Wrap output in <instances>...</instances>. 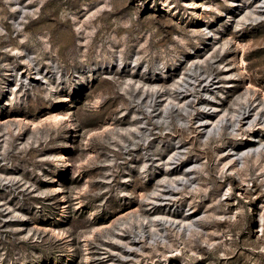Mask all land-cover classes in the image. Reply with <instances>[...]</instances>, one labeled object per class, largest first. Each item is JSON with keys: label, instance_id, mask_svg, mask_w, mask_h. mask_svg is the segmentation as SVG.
I'll list each match as a JSON object with an SVG mask.
<instances>
[{"label": "rangeland", "instance_id": "1", "mask_svg": "<svg viewBox=\"0 0 264 264\" xmlns=\"http://www.w3.org/2000/svg\"><path fill=\"white\" fill-rule=\"evenodd\" d=\"M262 1V17L228 22L229 0H0V264H182L177 247L185 264H264V155L237 166L217 155L264 144V127L203 137L185 115L157 126L141 107L177 108L166 98L193 68L212 74L209 100L229 112L264 103ZM205 28L228 45L212 47ZM142 115L148 131L135 129ZM173 157L184 160L174 172ZM190 161L193 187L161 201L154 189ZM139 213L165 225L192 214L202 232L133 244Z\"/></svg>", "mask_w": 264, "mask_h": 264}, {"label": "bare ground", "instance_id": "2", "mask_svg": "<svg viewBox=\"0 0 264 264\" xmlns=\"http://www.w3.org/2000/svg\"><path fill=\"white\" fill-rule=\"evenodd\" d=\"M262 0H243L241 2H238V0H229L228 7L230 9L229 12V19L228 22L233 19L236 15H239V19H255L257 16L262 17V11L260 10L262 6ZM16 4V2H14ZM205 6V5H204ZM237 10H240L238 13ZM236 12V14H234ZM234 14V15H233ZM200 37L204 41H210L215 40L212 43V47H215L218 45V48H221L222 45H228V40L225 37H219L217 36V33H213L211 35V32L208 28L201 29L200 30ZM196 53V52H195ZM192 57H197L196 54ZM223 60V59H222ZM220 61V63L222 62ZM226 65L222 66V68H225ZM230 70L225 68L221 71L222 74L227 77V73H229ZM230 77V76H229ZM228 78V77H227ZM18 79H15L14 84H16ZM183 83L181 85V88H184L183 91L180 93L174 92L175 95L173 97H167L166 99H172V101L176 102L177 108L174 106H167L165 108V115H162L163 111L158 112L157 108L155 107L157 105L156 101L154 99L148 100V105L146 108L143 107L146 114L151 116V119H154V122L157 126H164L169 122L170 124H175V126L179 125L180 123L184 122L185 115L189 122L191 121V125L195 127V129H198V131H203L202 136L206 135H216V133H219L220 131H224V135L227 137H233L235 136L234 131L242 130L245 127H247L251 131H255L256 129L260 127H264V116H259L256 110L258 109H264V103H257L255 107L250 110L249 107L241 106L239 105L238 108H233L231 112H229L227 109L223 108V104H219L217 102H211L209 100L210 94L212 91H214L217 86H214L217 82L214 81V78L212 77L211 73H208L207 75H203L202 72L196 70L195 68L190 70V73L187 75L186 79H182ZM236 80H233V82ZM205 83L203 87H206V90H203L202 98H200V101L198 98H190L192 96V90H195L196 87L202 86V83ZM235 84V83H232ZM176 84H171L170 88H177L175 87ZM13 86V85H12ZM160 88H164V86L159 85ZM9 99L8 103H13L15 99V95L13 94L12 87L9 88ZM249 92H245L244 94H241L237 96V100L246 99V95H248ZM209 96V97H208ZM180 97V98H179ZM181 99H184L182 102ZM199 101V102H198ZM210 103H213V105H209ZM184 106V108L180 111L178 107ZM233 106L238 105V102H233ZM191 107V110L189 108ZM253 111V112H252ZM256 112V113H254ZM264 115V114H263ZM145 116H141V120L138 121L140 124H143V126H135V129L142 130V131H148V128L146 127ZM231 120V123H229ZM137 124V123H136ZM245 126V127H244ZM176 129V127H175ZM215 138V137H213ZM261 139H264L261 138ZM260 140V139H259ZM259 140H253L248 146L241 147L239 149L237 148H224L220 150V152H217V155L219 156L220 160L227 163H232V165L237 166L238 161L241 159H244L245 157L249 156H262L264 155V144H260ZM223 139L219 138L217 140L218 143L223 144ZM179 149V148H178ZM176 155L184 157L183 153L176 152ZM173 157V162L171 164H174V167L170 169V171L174 172L177 170L178 166L184 162V160H181L182 158ZM175 160V161H174ZM170 164V163H169ZM188 171L186 172L183 177L180 179L171 178L170 183H162L159 185L163 189L159 190V188H155L153 193H160L161 201L168 200L170 198H173L175 195L176 190L184 191L185 193H188L189 190L193 187L194 181L191 178L192 173L195 172L197 169L196 163L193 161L188 162ZM177 176V175H175ZM166 176L161 178L159 181L164 182L166 180ZM174 185V186H173ZM230 185L224 190L223 196L226 197V199L231 196L230 193ZM157 186V187H159ZM149 198V197H147ZM227 202V201H226ZM242 210L241 206L236 207L235 216L237 213H239ZM154 217V216H153ZM152 216L149 215H143L141 213L137 215H131L129 220L136 221L139 223L141 230L137 231L135 230L132 225H130L133 229V232H130V235L133 238V244L136 243L135 239H137L138 242L144 241L145 243L151 245V244H158L163 243L164 238L162 237V231L167 228L172 229L175 231L177 235H180L181 238H189V241L192 239V237L195 234H199L202 232V228L197 225V220H194V215L185 214L183 218H181L179 221L176 220V218L172 215H166L167 218H170L171 223L169 225H165L162 222V219H156L152 220ZM145 221V222H144ZM174 222L177 223V225L174 226ZM147 225V227L153 232L151 234H148L145 230L143 225ZM129 225V224H128ZM163 226V227H162ZM264 226V223H263ZM119 231H122L119 229ZM157 231V233H156ZM193 241V240H191ZM135 242V243H134ZM220 245H225L224 242L220 243ZM130 247H134L133 245H130ZM136 247V246H135ZM173 254L171 255L172 258H179V261L182 264H185L186 260L182 256L183 255V249L181 247H177L172 250ZM174 255V256H173ZM189 257H192L191 255H188Z\"/></svg>", "mask_w": 264, "mask_h": 264}]
</instances>
